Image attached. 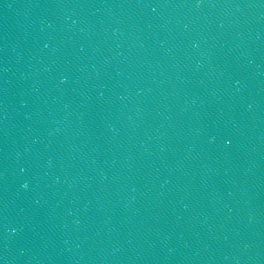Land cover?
<instances>
[{
	"label": "water",
	"instance_id": "obj_1",
	"mask_svg": "<svg viewBox=\"0 0 264 264\" xmlns=\"http://www.w3.org/2000/svg\"><path fill=\"white\" fill-rule=\"evenodd\" d=\"M15 264H264V0H53Z\"/></svg>",
	"mask_w": 264,
	"mask_h": 264
}]
</instances>
